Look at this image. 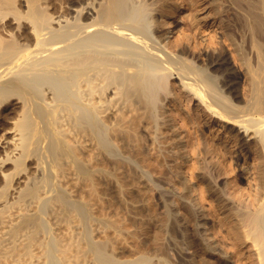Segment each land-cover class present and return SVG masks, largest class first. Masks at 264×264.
<instances>
[{"label":"bare ground","instance_id":"obj_1","mask_svg":"<svg viewBox=\"0 0 264 264\" xmlns=\"http://www.w3.org/2000/svg\"><path fill=\"white\" fill-rule=\"evenodd\" d=\"M199 1L0 0V264H264V0Z\"/></svg>","mask_w":264,"mask_h":264},{"label":"rangeland","instance_id":"obj_2","mask_svg":"<svg viewBox=\"0 0 264 264\" xmlns=\"http://www.w3.org/2000/svg\"><path fill=\"white\" fill-rule=\"evenodd\" d=\"M211 2V0H200L197 4L198 5H196V7L194 6V7H192V9H191V11L193 12V10L195 11V13L197 14V16H198V18L201 20V21H206V20H213L214 18H215V13L214 12H212L211 11V8L213 7V5L210 3ZM219 2V0H217V2L216 3H218ZM222 2V3H221ZM224 2V3H223ZM228 2H229V5H228ZM220 3V5L218 4V5H216L215 4V6H217L218 7V10H219V13H218V15H217V17H219V20L218 21H220V20H222L221 22H222V25H229V27H231V28H234V25H230V24H232L233 23V20H234V14H237L238 13V7H236V8H238V9H236L235 7H233V8H231V6H236L235 4H232V2H230V0H223V1H220L219 2ZM222 4H224V5H222ZM222 5V6H221ZM227 5V6H226ZM221 6V7H220ZM220 7V8H219ZM188 8V7H187ZM197 9V10H196ZM229 11H228V10ZM182 11L183 10H181V11H179L178 12V14H176L175 16H173V17H170V21H171V23L170 24H168V25H159V30L160 31H165L166 29H170V30H173V33H176L177 31H178V29H180V28H189V23L190 22H188V20H187V18H185L184 17V15H183V13H182ZM197 11V12H196ZM235 11V12H234ZM225 12H226V14H225ZM239 12H243V10L242 9H240L239 10ZM214 13V14H213ZM231 13V14H230ZM229 15V16H228ZM233 15V16H232ZM214 17V18H213ZM226 17V19H224ZM230 17H232V18H230ZM220 18H222V19H220ZM204 19V20H203ZM230 19V20H229ZM231 21V22H230ZM210 22H212V21H210ZM234 24V23H233ZM208 26V27H207ZM206 27L209 29V27H210V29L208 30H206V34H208L210 31H212L213 30V32H215V31H217V32H215V34L216 35H218V37H217V41H222V37H221V35H222V28L220 27V25L218 24V25H216V24H213V23H210L209 25H207ZM161 27V28H160ZM206 27H204V28H202L201 30H204ZM215 30V31H214ZM212 32V33H213ZM195 34V36H197V37H201V31L200 32H196V33H194ZM197 34V35H196ZM214 46V47H213ZM212 47H210V48H208V50L210 51V50H212V49H214V48H216V45H213ZM215 50H217V48L215 49ZM226 57H227V59H229V64H228V66L226 67L227 68V70H226V68H222L220 71H217V74L218 75H220V76H222L221 74H225V72H227L228 71V69H232V68H234V69H238V66H237V64H235V62H233V60H232V56H231V52L227 49V55H226ZM222 70H223V72H222ZM226 70V71H225ZM225 71V72H224ZM221 73V74H220ZM241 75V77H240V81L241 82H243L242 80H244L243 79V74H240ZM176 80V79H175ZM177 84V83H176ZM176 87H178V84L177 85H175ZM186 103V102H185ZM168 109H169V112H170V110H171V106H169L168 107ZM172 111V110H171ZM211 122V124H212V127H210L209 129H207V131L209 132V131H212V132H214V130L216 129V128H218L219 126V128H220V130H224V126L222 127V124H219V122H216V120L215 121H213L212 122V120L210 121ZM177 123V122H176ZM214 124V125H213ZM214 126V127H213ZM213 128V129H212ZM210 129H212V130H210ZM221 131V132H222ZM229 146H230V143H227ZM232 145V144H231ZM238 145L237 146H235L234 148L232 147V151H234V154H236V155H238L239 153L241 154V161H239V164H240V167H241V165H243L244 163V165H246L247 167H250V166H252V163H253V160H252V158H249L248 157V154H247V156H245V151H243V153L241 152V150H238ZM238 152H237V151ZM236 152V153H235ZM244 156H243V155ZM243 157H244V160H243ZM210 159V158H209ZM243 161V162H242ZM245 161V162H244ZM250 161H251V163H250ZM240 162H242V164L240 163ZM251 165H250V164ZM249 164V165H248ZM239 174H241V172L239 173ZM150 194H152V197H153V195H155L154 196V198H156V199H154V200H157V195H156V193L154 194L153 192L152 193H150ZM97 210L101 213V211H100V209H98L97 208ZM106 211L108 210V209H105ZM104 210V212L105 213H107L106 211ZM98 211H96V213L98 212ZM109 211V210H108ZM98 212V213H99ZM98 213H97V215H98ZM99 213V214H100Z\"/></svg>","mask_w":264,"mask_h":264}]
</instances>
